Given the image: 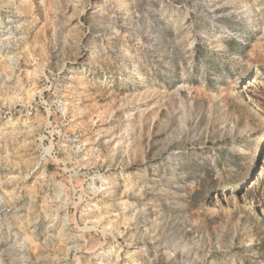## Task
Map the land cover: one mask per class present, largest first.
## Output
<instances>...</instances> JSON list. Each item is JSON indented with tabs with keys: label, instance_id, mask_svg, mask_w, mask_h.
Here are the masks:
<instances>
[{
	"label": "rangeland",
	"instance_id": "obj_1",
	"mask_svg": "<svg viewBox=\"0 0 264 264\" xmlns=\"http://www.w3.org/2000/svg\"><path fill=\"white\" fill-rule=\"evenodd\" d=\"M0 264H264V0H0Z\"/></svg>",
	"mask_w": 264,
	"mask_h": 264
}]
</instances>
